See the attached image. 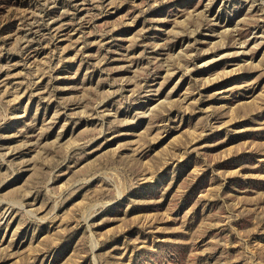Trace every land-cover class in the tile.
<instances>
[{
	"label": "rangeland",
	"instance_id": "obj_1",
	"mask_svg": "<svg viewBox=\"0 0 264 264\" xmlns=\"http://www.w3.org/2000/svg\"><path fill=\"white\" fill-rule=\"evenodd\" d=\"M0 264H264V0H0Z\"/></svg>",
	"mask_w": 264,
	"mask_h": 264
}]
</instances>
